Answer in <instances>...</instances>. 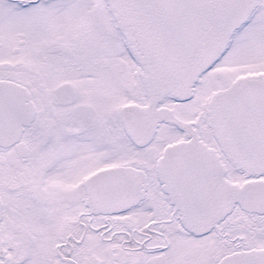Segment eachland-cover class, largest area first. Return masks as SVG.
Returning a JSON list of instances; mask_svg holds the SVG:
<instances>
[{"label": "snow or ice", "instance_id": "1", "mask_svg": "<svg viewBox=\"0 0 264 264\" xmlns=\"http://www.w3.org/2000/svg\"><path fill=\"white\" fill-rule=\"evenodd\" d=\"M0 264H264V0H0Z\"/></svg>", "mask_w": 264, "mask_h": 264}]
</instances>
